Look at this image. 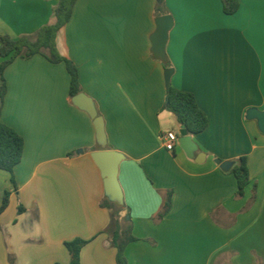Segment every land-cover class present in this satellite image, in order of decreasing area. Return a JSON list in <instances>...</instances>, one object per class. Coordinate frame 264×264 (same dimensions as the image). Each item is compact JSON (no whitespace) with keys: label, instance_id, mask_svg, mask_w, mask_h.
Wrapping results in <instances>:
<instances>
[{"label":"crops","instance_id":"0c3cea01","mask_svg":"<svg viewBox=\"0 0 264 264\" xmlns=\"http://www.w3.org/2000/svg\"><path fill=\"white\" fill-rule=\"evenodd\" d=\"M237 1L225 14L221 0H164L173 19L170 83L192 93L208 119L191 135L193 158L160 138L180 126L164 109L165 67L150 51L156 0H76L56 33L59 54L74 63L80 92L103 119L106 149L123 155L120 217L130 216L136 238L125 247L127 264H264V133L246 118L250 108L264 110V0ZM57 2L0 0V36L35 34L53 22ZM3 75L0 120L24 144L12 176L0 169V206L8 193L0 264H68L64 242L75 238L87 240L80 264H117L91 157L100 147L92 119L71 102L65 64L35 54ZM240 156L250 182L237 197L232 164L223 170L215 159ZM168 190L171 207L157 220Z\"/></svg>","mask_w":264,"mask_h":264},{"label":"trees","instance_id":"16d2710c","mask_svg":"<svg viewBox=\"0 0 264 264\" xmlns=\"http://www.w3.org/2000/svg\"><path fill=\"white\" fill-rule=\"evenodd\" d=\"M222 9L225 14H232L238 8L237 0H221ZM76 0H58L53 8V22L43 25L37 32L31 36H19L16 38L8 35L0 36V57L4 60L0 62V102L3 103L7 90L4 78V69L14 59H27L35 54L44 56L50 62H63L69 73V96L72 97L80 93L78 82V72L74 63L61 56L56 48L55 36L57 31L68 22L73 6ZM168 14L164 0L161 3L156 2L155 16ZM163 67H172L168 61ZM164 109L171 112L179 126H183L187 134L195 135L202 132L208 124L206 114L198 107L195 97L188 91H183L170 85L165 91ZM23 138L12 127L4 124L0 120V169L9 172L12 176L14 167L20 162L23 153ZM231 172L237 180L236 196L242 197L244 189L250 182L249 169L246 156H240L232 161ZM13 182V177H11ZM255 191V190H254ZM172 191L168 190L163 196L160 210L156 214V219H161L171 207ZM255 198L253 193L251 202ZM8 204V193L3 196L0 211ZM101 206L109 211L110 220L105 228L108 234L110 244L116 248V263L127 264L124 254L125 247L128 243L136 240L132 235V223L129 215L121 218L120 213L125 209L124 204L118 206L109 202L105 197L101 201ZM24 208L18 205L17 212L22 213ZM87 243V240L75 238L64 242L70 260L68 264H80L81 248ZM60 264V263H55Z\"/></svg>","mask_w":264,"mask_h":264},{"label":"water","instance_id":"95a60500","mask_svg":"<svg viewBox=\"0 0 264 264\" xmlns=\"http://www.w3.org/2000/svg\"><path fill=\"white\" fill-rule=\"evenodd\" d=\"M163 0H156L161 3ZM173 25V19L169 14H163L155 18V30L150 37L151 54L153 58L159 60L162 64L168 63L166 55V43L168 33ZM173 67L164 68V82L167 88L170 85L171 77L173 75ZM73 105L85 111L93 121L96 133L97 144L100 150L91 153V157L98 166L103 180L104 197L118 206L123 205V194L118 181V167L123 155L117 151L106 149V136L103 126V119L97 113L92 99L80 92L71 98ZM247 119H254L257 121L258 129L264 133V110H257L250 108L246 112ZM178 146L184 151L188 158H193L197 150V145L193 142L191 135L187 134L183 126L180 127L177 134ZM215 163L219 164L221 169L228 170L232 162H221L215 159Z\"/></svg>","mask_w":264,"mask_h":264},{"label":"built area","instance_id":"2783aa9c","mask_svg":"<svg viewBox=\"0 0 264 264\" xmlns=\"http://www.w3.org/2000/svg\"><path fill=\"white\" fill-rule=\"evenodd\" d=\"M160 138L164 144V147L168 151H172L177 141V134L173 131H166L161 133Z\"/></svg>","mask_w":264,"mask_h":264}]
</instances>
